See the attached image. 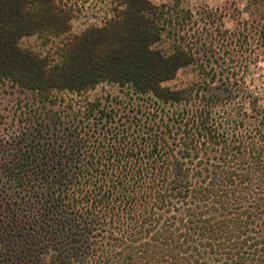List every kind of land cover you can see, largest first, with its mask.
Masks as SVG:
<instances>
[{
    "label": "trees",
    "instance_id": "obj_1",
    "mask_svg": "<svg viewBox=\"0 0 264 264\" xmlns=\"http://www.w3.org/2000/svg\"><path fill=\"white\" fill-rule=\"evenodd\" d=\"M110 1L72 34L63 0H0V85L32 101L0 149V264H264V99L244 82L264 78V0L232 29ZM27 36L58 41L41 56ZM191 65L207 77L164 84ZM231 79L241 94L212 87ZM101 84L126 88L131 114L96 100L70 115L54 95Z\"/></svg>",
    "mask_w": 264,
    "mask_h": 264
},
{
    "label": "rangeland",
    "instance_id": "obj_2",
    "mask_svg": "<svg viewBox=\"0 0 264 264\" xmlns=\"http://www.w3.org/2000/svg\"><path fill=\"white\" fill-rule=\"evenodd\" d=\"M63 2H66L68 6L73 8L70 31L72 34H77L90 25H101L113 13V5L110 0H63ZM151 2L157 6H161L162 4L174 6V3L177 2L178 5L175 6V9L178 11H175V13L178 14V18L185 16L188 11L192 15V19H201L200 17L204 16L205 21L214 19V24L221 22L222 26L227 29H232L235 26L237 18L246 17L251 19L255 17L252 6L248 4V0H151ZM246 10L252 13L249 17ZM208 15H210V19ZM212 15L214 16L212 17ZM162 40L159 45L167 50L170 40L166 39L165 36H163ZM57 41L58 39H55L46 43L36 36H27L21 38L19 43L22 47L44 56L53 51ZM219 56L217 59L219 66L217 70L219 73H223L221 71L225 69L223 68L225 66L223 60L228 59L225 55ZM250 67L253 68V65L250 64ZM259 73V70H255V68L254 70L251 69L249 73L244 75V82L251 88H254L255 84L257 88L255 87L254 90L264 99L262 95L264 91V78L261 79L258 76ZM206 77L199 66L191 65L178 70L176 76L164 84L175 88H182L201 81ZM219 77L220 75H217V78ZM232 81L233 79L229 81L226 87L225 85L228 82L222 85L220 81H215L212 87L223 86L220 88H231L237 94H241V92L238 93L237 86L231 85ZM54 95L59 99L62 98L63 105L70 104V108L67 106L68 110H66V113L70 115L76 112V109H85L88 102L96 100L100 102L99 106H109L114 112L122 114L123 112H128V109L132 107L131 102L135 99L133 96L131 97L130 92L126 88L110 84L98 85L82 96L68 92H55ZM259 104L264 105V100L259 101ZM31 105L32 101L29 93H22L9 84L0 85V149L6 146L5 141H12L14 136L16 137L18 133L22 132V127L25 126L24 118L27 116L26 112H28ZM63 105L56 107L61 108Z\"/></svg>",
    "mask_w": 264,
    "mask_h": 264
}]
</instances>
